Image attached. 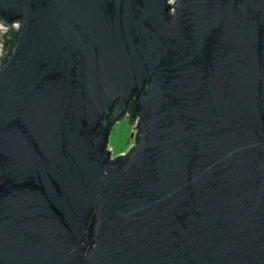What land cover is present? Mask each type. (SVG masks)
I'll return each mask as SVG.
<instances>
[{
  "label": "water",
  "instance_id": "water-1",
  "mask_svg": "<svg viewBox=\"0 0 264 264\" xmlns=\"http://www.w3.org/2000/svg\"><path fill=\"white\" fill-rule=\"evenodd\" d=\"M0 43V264H264V0H0Z\"/></svg>",
  "mask_w": 264,
  "mask_h": 264
},
{
  "label": "rangeland",
  "instance_id": "rangeland-1",
  "mask_svg": "<svg viewBox=\"0 0 264 264\" xmlns=\"http://www.w3.org/2000/svg\"><path fill=\"white\" fill-rule=\"evenodd\" d=\"M136 131V125L131 124L128 117L114 126L109 142L113 157L127 153L135 143Z\"/></svg>",
  "mask_w": 264,
  "mask_h": 264
},
{
  "label": "built area",
  "instance_id": "built-area-1",
  "mask_svg": "<svg viewBox=\"0 0 264 264\" xmlns=\"http://www.w3.org/2000/svg\"><path fill=\"white\" fill-rule=\"evenodd\" d=\"M13 28L15 30H18L20 28V22H15L14 25H13ZM1 46H2V44L0 43V50H1Z\"/></svg>",
  "mask_w": 264,
  "mask_h": 264
},
{
  "label": "flooded vegetation",
  "instance_id": "flooded-vegetation-1",
  "mask_svg": "<svg viewBox=\"0 0 264 264\" xmlns=\"http://www.w3.org/2000/svg\"><path fill=\"white\" fill-rule=\"evenodd\" d=\"M126 118H127V117H125V119H126ZM125 119H124V120H125Z\"/></svg>",
  "mask_w": 264,
  "mask_h": 264
}]
</instances>
